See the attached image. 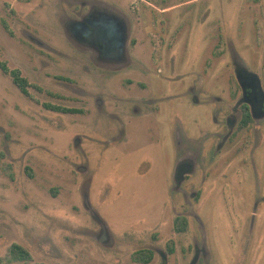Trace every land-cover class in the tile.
Here are the masks:
<instances>
[{"label":"rangeland","instance_id":"obj_1","mask_svg":"<svg viewBox=\"0 0 264 264\" xmlns=\"http://www.w3.org/2000/svg\"><path fill=\"white\" fill-rule=\"evenodd\" d=\"M89 1L0 0V62L30 83L0 67V258L17 242L32 258L11 264H264V120L216 151L236 68L264 87V0H94L125 24L116 59L69 29Z\"/></svg>","mask_w":264,"mask_h":264},{"label":"flooded vegetation","instance_id":"obj_2","mask_svg":"<svg viewBox=\"0 0 264 264\" xmlns=\"http://www.w3.org/2000/svg\"><path fill=\"white\" fill-rule=\"evenodd\" d=\"M82 6H84L83 3H81L80 10ZM79 11L77 12L79 18L67 21L69 29L80 34L82 38L79 37V39L93 46L100 57L116 59L123 56L125 24L121 18L110 9H107L105 3L99 1L95 3L94 0L88 2L85 13L82 14ZM239 97L241 99L239 104L234 105L232 111L226 114L224 118L227 129L225 132L218 134L216 151L235 133V130L246 129L250 123L259 125L264 120V87L261 79L260 87L252 81H249L245 88L240 86ZM214 114L217 116L218 111ZM246 118L248 119L246 120ZM196 156L197 154L190 149L183 148L175 165L174 177L177 178L179 175L184 176L185 173L192 172ZM197 256L198 254H195L194 259L197 260Z\"/></svg>","mask_w":264,"mask_h":264},{"label":"trees","instance_id":"obj_3","mask_svg":"<svg viewBox=\"0 0 264 264\" xmlns=\"http://www.w3.org/2000/svg\"><path fill=\"white\" fill-rule=\"evenodd\" d=\"M4 26L7 30H9L8 26L4 23ZM0 67L3 70V72L9 74L12 78V81L15 85L23 92L24 94H28L27 87L30 85L28 82V79L23 76L18 68H8L7 65L4 62H0ZM47 108H51L53 110L61 111V112H78L79 109L72 108V107H65L62 105H55L51 103H44ZM248 117V116H247ZM249 118V117H248ZM246 118V120L248 119ZM244 120V122H246ZM174 226L177 231H183L186 229L187 226V220L184 216L178 215L174 219ZM174 249L173 247V241L168 242V250L169 252H172ZM153 251L148 248H140L135 250L131 254V258L133 261L140 262V263H148L153 258ZM32 258V255L30 251L24 247L22 244L13 242L8 247L7 253L4 257L0 258V261L4 262V264H11L15 261H28ZM33 264H45L44 262H36ZM203 264V263H202Z\"/></svg>","mask_w":264,"mask_h":264},{"label":"water","instance_id":"obj_4","mask_svg":"<svg viewBox=\"0 0 264 264\" xmlns=\"http://www.w3.org/2000/svg\"><path fill=\"white\" fill-rule=\"evenodd\" d=\"M235 75L237 82L239 83L241 88H245L246 85L249 83V81L254 82L257 86L260 87V78L254 72H250L245 70L244 68L239 67L236 68ZM195 262H196V258L195 259L193 258L190 264H195Z\"/></svg>","mask_w":264,"mask_h":264}]
</instances>
